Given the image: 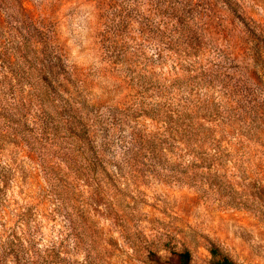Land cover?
Segmentation results:
<instances>
[{
	"label": "rangeland",
	"instance_id": "obj_1",
	"mask_svg": "<svg viewBox=\"0 0 264 264\" xmlns=\"http://www.w3.org/2000/svg\"><path fill=\"white\" fill-rule=\"evenodd\" d=\"M264 264V0H0V264Z\"/></svg>",
	"mask_w": 264,
	"mask_h": 264
},
{
	"label": "trees",
	"instance_id": "obj_2",
	"mask_svg": "<svg viewBox=\"0 0 264 264\" xmlns=\"http://www.w3.org/2000/svg\"><path fill=\"white\" fill-rule=\"evenodd\" d=\"M188 259H189V253L184 252L182 254V260L180 264H188ZM215 264H233L229 259L223 258L222 260H218Z\"/></svg>",
	"mask_w": 264,
	"mask_h": 264
}]
</instances>
